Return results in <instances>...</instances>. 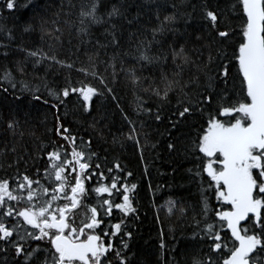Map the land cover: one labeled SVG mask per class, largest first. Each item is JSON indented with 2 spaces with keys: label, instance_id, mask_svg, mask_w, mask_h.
I'll return each mask as SVG.
<instances>
[{
  "label": "trees",
  "instance_id": "obj_1",
  "mask_svg": "<svg viewBox=\"0 0 264 264\" xmlns=\"http://www.w3.org/2000/svg\"><path fill=\"white\" fill-rule=\"evenodd\" d=\"M86 3L90 0H31L28 8L14 12L0 8L3 12L0 15V28L3 29L0 45H8L7 49L0 48V53L8 52L7 57L0 54V179L18 173L36 178V168L43 171L47 152L56 146L53 141L64 143L52 131L56 115H59L74 134L84 140L92 138L91 151L96 153L93 164L99 163L100 171L107 175L108 168L115 169L119 164L125 171L113 174L122 178V184L136 185L130 193L135 211L124 216L114 209L109 218L113 222L123 219L127 232L131 233L130 238L123 236L128 245L123 250L127 264H194L197 259L206 261L208 256L215 257L202 239L204 224L199 214L203 207L202 181L195 175L198 153L185 151L195 140L201 125L206 127V123L193 118L175 129L170 123V117L175 119L172 113L188 98L184 93L203 91L206 79L201 76L199 84L192 82L197 75L196 67L184 66L182 76L175 78L182 83L188 82V86L184 92L177 87L166 100L154 95L149 85L159 86L163 95L162 76L167 75L171 80L173 73L178 71L170 55L173 48L178 50L183 46L194 60L200 58L195 49L201 47L202 41L196 37L207 35L202 10L205 4L224 21L222 28L230 25L238 33L241 26L238 0H100L98 12L101 16L113 6L120 9L121 15L113 18L115 28L96 24L83 35L79 32V12L81 5ZM171 15L176 17L175 23L153 40L152 29L159 24L157 16L163 20ZM42 18L47 23L41 26ZM29 23L35 30L25 32ZM239 38L236 35L233 41L222 46L229 55ZM141 41L146 42L147 54L158 58L156 62L140 59L145 51V47H140ZM20 47L40 49L49 57L55 56L64 65L72 64L73 67L45 60L33 69L29 62L26 74L21 76L16 72V61L24 60L26 53L20 51ZM203 51L206 60L208 49ZM165 55L167 60L163 59ZM5 66L16 78L15 88L2 82ZM78 68H87L89 73L95 72L97 77H102L112 93L104 88L100 79L85 76L77 71ZM230 68L234 73L235 68L231 65ZM133 73L138 82L134 83ZM80 81L101 89L104 95L94 97L91 111L85 112L82 98L70 94L64 104L59 105L57 113L51 105L58 102L49 95V90L60 92L69 83L79 86ZM4 88L8 91H3ZM34 95L41 99H34ZM13 120L18 122L15 134L8 128ZM93 124L95 128L91 127ZM98 128L103 129L102 137ZM130 135L134 139H128ZM169 143H174L176 148L170 150ZM127 172L132 175L127 176ZM207 179L205 174L204 181ZM207 195L215 208L228 210L230 207H221L211 192ZM115 198L123 202L118 193ZM92 199L95 201L94 194ZM169 201L173 203L170 205ZM80 218L78 213V222ZM115 244L120 247V237L115 238ZM110 258L111 264H119L114 253H110ZM0 264H17L14 250L0 251Z\"/></svg>",
  "mask_w": 264,
  "mask_h": 264
},
{
  "label": "snow or ice",
  "instance_id": "obj_2",
  "mask_svg": "<svg viewBox=\"0 0 264 264\" xmlns=\"http://www.w3.org/2000/svg\"><path fill=\"white\" fill-rule=\"evenodd\" d=\"M30 3L31 0H3L0 8L14 12L28 8ZM100 6V0L81 5V34L87 35L96 24L115 28L113 18L121 15L120 9L113 6L101 16ZM238 6L241 26L237 33L230 25L222 28L224 21L205 4L202 10L207 35L196 37L202 41L201 47L195 49L200 58L194 60L183 46L178 50L173 48L170 55L178 71L173 73L171 80L167 75L162 76L163 95L159 86L149 85L154 95L166 100L177 87L184 92L188 86V82L182 83L175 78L182 76L184 66L195 65L197 75L192 82L199 84L201 76L206 79L203 91L184 93L187 100L181 101L172 113L175 119L170 117L173 129L193 118L206 123V127L201 125L195 140L185 151L198 153L195 175L202 181L203 207L199 213L204 224L202 239L216 255L208 256L206 261L197 259L194 264H264V0H238ZM0 15H3L2 11ZM157 20L159 24L152 29L153 40L157 34L165 32L168 25L174 24L176 17L165 16L160 20L157 16ZM44 23L47 21L42 18L41 26ZM34 30L30 23L24 28L25 32ZM55 30L60 31L59 28ZM236 35L240 38L229 55L222 46L233 41ZM145 43L141 41L140 47H145ZM7 47L0 45V48ZM204 48L208 49L206 60L203 59ZM19 50L26 53L24 60L16 61V72L21 76L26 74L29 62L33 69L45 60L73 67L72 64L64 65L55 56L49 57L40 49L20 47ZM0 54L8 56L6 50ZM167 58V55L163 57L164 60ZM140 59L154 63L158 58L149 56L145 47ZM230 65L235 68L234 73ZM77 71L100 79L104 88L112 93L95 72L89 73L87 68ZM2 72V82L15 88L16 78L11 69L5 66ZM133 77L134 83L138 82L134 73ZM25 87H28L26 83ZM70 94H78L83 101V110L89 112L93 98L104 92L83 81L79 86L69 83L60 92L49 90V95L58 102L51 107L58 113L59 105L64 104ZM33 98L41 99L38 95ZM112 99H116L114 94ZM43 102L48 103L47 100ZM156 120H160L159 114ZM17 124L15 120L8 124L14 134ZM96 130L102 137L103 129ZM52 131L64 143L53 141L56 146L47 152L43 171L36 168V178L18 173L0 179V251L14 250L17 264H111L110 253H114L119 264H127L123 250L128 245L123 236L130 238L131 233L127 232L123 219L113 222L109 218L114 209L124 216L135 211L130 193L136 185L122 184V178L113 174L114 171H125L119 164L115 169L108 168L107 175L100 171L101 165L93 164L96 153L91 151L92 138L84 140L74 134L59 115H56ZM128 139L134 137L130 135ZM135 142L139 144L138 140ZM168 148L174 150L176 145L169 143ZM131 175L127 172V176ZM208 192L221 207L230 206L228 210L212 206ZM115 193L122 198V203L116 200ZM172 203L169 201L170 205ZM78 213L81 216L79 222ZM116 237H120V247L115 244Z\"/></svg>",
  "mask_w": 264,
  "mask_h": 264
}]
</instances>
